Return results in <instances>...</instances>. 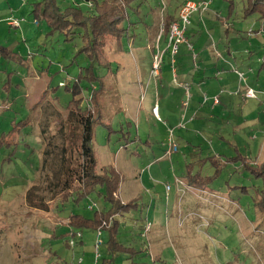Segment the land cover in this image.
I'll return each instance as SVG.
<instances>
[{"label": "rangeland", "instance_id": "1", "mask_svg": "<svg viewBox=\"0 0 264 264\" xmlns=\"http://www.w3.org/2000/svg\"><path fill=\"white\" fill-rule=\"evenodd\" d=\"M35 1L0 0V45L18 55L0 53V135L12 134L0 142V264H264L261 179L232 161L205 189L183 179L187 163L195 172L209 155L264 161V18L246 15L245 0H207L202 16L188 17L172 64L168 35L159 36L164 17H176L184 0H131L124 8L128 37L119 47L109 43L92 66L108 96L100 111L107 125L94 130L95 159L121 173L117 197L134 204L115 214L118 241L128 249L111 258L107 229L68 224L74 214L107 210L100 195L56 198L46 210L25 200L40 168L41 104L68 103L64 85L89 66L78 53L81 30L71 40L48 33L33 19ZM58 3L93 8L85 0ZM78 83L87 103L92 85L83 76ZM170 143L177 151L169 157ZM212 172L208 163L200 171Z\"/></svg>", "mask_w": 264, "mask_h": 264}, {"label": "trees", "instance_id": "2", "mask_svg": "<svg viewBox=\"0 0 264 264\" xmlns=\"http://www.w3.org/2000/svg\"><path fill=\"white\" fill-rule=\"evenodd\" d=\"M83 1V0H82ZM91 2L92 11L80 7L66 5L61 7L58 0H38L31 3V13L34 21H43L48 27V33H62L66 40H71L78 32L80 46L78 53H83L89 61L84 75L81 73L71 86L64 85L70 91L71 99L60 105V109L53 103H42L38 120L39 134L43 143L41 162L37 180L28 188L25 200L28 206L46 210L54 199L66 200L72 196L75 201L87 197L95 192L109 203L104 211L95 210L90 217L74 214L69 217L68 224L73 227H87L96 229L103 226L108 230L106 253L111 258L119 251H127V247L118 241L119 223L115 219L116 213H127L132 207V201L122 203L117 197L121 173L112 165L98 166L93 150L94 130L97 124L107 125L100 120L101 106L107 102L104 93L103 77L94 73L92 66L101 64L105 47L110 43L120 46L121 38L126 34L121 22L126 18L125 9L131 0H85ZM232 3L230 1L231 8ZM243 11L246 15L257 14L259 19L264 18V0H245ZM231 12V10L229 11ZM175 19L171 15L164 17L161 37L168 35L171 22ZM2 56L15 59L16 53L0 45ZM1 56V55H0ZM86 78L92 85L88 91L87 103H82L79 78ZM59 116L55 127L50 128L51 120ZM51 122V123H50ZM18 124V125H17ZM20 121L14 126L18 132ZM12 135L11 132L0 135ZM234 151H237L234 149ZM240 162L231 157L221 155L205 156L204 163L194 172L192 162L187 163L183 172L186 184L201 189L207 188L216 178L225 163H237L247 174L260 178L264 191V161L250 162L247 156H239ZM195 159V158H194ZM192 159V160H194ZM209 164L213 172L202 175L201 169ZM264 200V196H263ZM264 214V213H263ZM110 222L111 225L107 226ZM107 260L108 262L111 260ZM105 260V259H104ZM103 260V262H104Z\"/></svg>", "mask_w": 264, "mask_h": 264}, {"label": "built area", "instance_id": "3", "mask_svg": "<svg viewBox=\"0 0 264 264\" xmlns=\"http://www.w3.org/2000/svg\"><path fill=\"white\" fill-rule=\"evenodd\" d=\"M208 5L209 2L207 0H185L181 3L180 7L178 8L175 19L170 24L169 32H168L169 45L170 47H172V54L175 53V50L177 49V45L179 43L186 41L184 38V30H185V26L188 23V17L193 13H199V14L204 13L208 9ZM14 23L15 25L17 24L15 21ZM164 52L165 50L160 52L157 51L153 55L151 74L154 77H157L159 75L161 58ZM250 95L251 92L249 91L248 96ZM152 111H155L154 107ZM176 151H177V146L173 143H170V146L166 151V153L169 156L172 152H176Z\"/></svg>", "mask_w": 264, "mask_h": 264}, {"label": "crops", "instance_id": "4", "mask_svg": "<svg viewBox=\"0 0 264 264\" xmlns=\"http://www.w3.org/2000/svg\"><path fill=\"white\" fill-rule=\"evenodd\" d=\"M184 1H185V0H184ZM182 2H183V1H182ZM182 2H181V3H182ZM200 16H202V14H200ZM160 40H161V39H160ZM161 51H163V50H161ZM164 53H165V52H164ZM164 53H163V54H164ZM163 54H162V55H163ZM174 54H175V53H174ZM172 56H173V54L171 55V58H172ZM184 57H185V55H182V56H181L182 59H184ZM170 60H171V63L173 64V63H174L173 58L170 59ZM160 69H161V66H160ZM172 70H174V68H173ZM159 75H160V70H159ZM159 75H158V76H159ZM250 96H251V95H250ZM152 109H153V108H152ZM166 151H167V150H166ZM166 155H167V153H166ZM166 155H165V156H166ZM170 155H171V154H170ZM170 155H169V157H170ZM219 155H221V154H219ZM167 156H168V155H167Z\"/></svg>", "mask_w": 264, "mask_h": 264}]
</instances>
